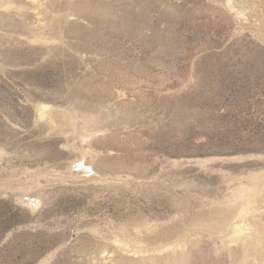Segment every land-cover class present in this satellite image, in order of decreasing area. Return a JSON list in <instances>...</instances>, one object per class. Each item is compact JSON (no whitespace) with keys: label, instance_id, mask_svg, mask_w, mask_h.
Returning a JSON list of instances; mask_svg holds the SVG:
<instances>
[{"label":"rangeland","instance_id":"1","mask_svg":"<svg viewBox=\"0 0 264 264\" xmlns=\"http://www.w3.org/2000/svg\"><path fill=\"white\" fill-rule=\"evenodd\" d=\"M0 264H264V0H0Z\"/></svg>","mask_w":264,"mask_h":264}]
</instances>
